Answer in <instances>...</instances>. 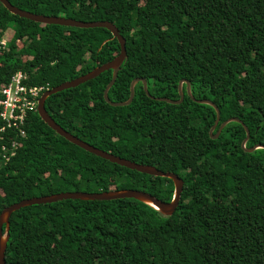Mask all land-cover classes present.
<instances>
[{"label": "trees", "instance_id": "1", "mask_svg": "<svg viewBox=\"0 0 264 264\" xmlns=\"http://www.w3.org/2000/svg\"><path fill=\"white\" fill-rule=\"evenodd\" d=\"M31 13L109 21L126 39L128 59L104 99L113 71L49 97L64 130L137 164L178 175L184 189L168 217L133 199L68 200L20 209L10 219L6 264H264V0H9ZM0 87L18 71L50 89L115 59L104 28L43 25L0 3ZM245 125L250 137H247ZM1 168L0 214L25 199L63 192L138 190L173 201L171 179L152 177L86 152L55 133L37 112ZM17 137L13 131L0 140ZM6 226L3 227L5 233Z\"/></svg>", "mask_w": 264, "mask_h": 264}, {"label": "water", "instance_id": "2", "mask_svg": "<svg viewBox=\"0 0 264 264\" xmlns=\"http://www.w3.org/2000/svg\"><path fill=\"white\" fill-rule=\"evenodd\" d=\"M0 3L13 15H16L20 18L27 19L29 21H33L35 23L43 24V25H57L62 27H71V28H79V29H96V28H104L110 31L113 35V38L117 39L120 46H121V52L120 54L113 59L112 61H109L108 63L103 64L100 67L95 68L91 72L87 73L86 75H83L81 77H78L72 81L65 82L55 88L50 89L46 93L42 95V97L39 100L38 110L37 113L42 119V121L48 125L49 128H51L55 133H57L59 136L63 137L68 142L72 143L73 145L85 150L86 152L93 154L97 157H100L106 161H109L113 164L119 165L121 167H125L130 170L137 171L139 173H143L152 177H163L171 179L175 186V195L173 198V201L171 202H163L159 199L155 198L154 196L138 190H113L108 192H101V193H87V192H63L59 194H53L43 197H34L31 199H25L22 200L19 203H15L7 208H5L1 214H0V264H6V251H7V242L9 240V230H10V219L13 213L16 211H19L20 209L31 207L35 205H46V204H53L68 200H80V201H114L119 199H133L139 202H143L152 208L156 209L160 213H162L165 216H172L178 205L181 198V194L184 189V181L176 174L170 173V172H163L158 170L156 167L149 166V165H142L137 164L135 162H132L130 160L121 158L115 154L106 152L104 150H101L99 148H96L80 138L74 136L73 134L67 132L64 130L59 124H57L54 119L49 115V113L46 110L45 104L49 97L52 95H55L57 93L63 92L65 90L74 89L79 87L82 84H85L91 80H94L98 78L101 74L112 70L113 76L106 87L104 91V99L105 101L110 104L112 107H124L130 105L135 97V86L142 82L144 86V90L146 94L152 99L156 100L158 102H166L169 104H180L184 100V94L182 90V86L184 83L187 84V92L191 96L190 92V84L189 82L182 81L179 85V94L180 99L178 101L170 100L167 98H155L152 97L147 89V82L144 79H135L130 88V98L126 102L122 103H114L111 102L108 96V93L110 89L115 84L118 74L121 70L122 65L127 61L128 59V53L126 48V39L120 34V31L116 27V25L109 21H95V22H84L76 19H69L66 17H56V16H46V15H39L35 13H31L28 11H24L22 9H19L12 5L9 0H0ZM192 97V96H191ZM193 101H195L198 104H207L212 106L217 113L216 121L212 129L210 130V136L213 139H217L224 127L231 123V122H238L242 123L240 120L233 118L225 121L221 124L219 127L217 133L213 135L214 131L219 125L220 122V111L219 109L209 100H196L192 97ZM247 137L243 142V147L245 148L246 143L249 140L250 132L248 128L243 125ZM263 146H257L252 149L247 150L248 152H253L256 149H263ZM6 226L5 233L3 232V227Z\"/></svg>", "mask_w": 264, "mask_h": 264}, {"label": "built area", "instance_id": "3", "mask_svg": "<svg viewBox=\"0 0 264 264\" xmlns=\"http://www.w3.org/2000/svg\"><path fill=\"white\" fill-rule=\"evenodd\" d=\"M7 46L6 36H0V51L5 50ZM49 90V85H31L28 74L22 71L15 73L6 85L0 87V140L5 141L8 131L17 135L0 147V170L15 157L20 139L26 137L28 116L37 112L40 98Z\"/></svg>", "mask_w": 264, "mask_h": 264}, {"label": "rangeland", "instance_id": "4", "mask_svg": "<svg viewBox=\"0 0 264 264\" xmlns=\"http://www.w3.org/2000/svg\"><path fill=\"white\" fill-rule=\"evenodd\" d=\"M13 36V31H8L7 33H6V38L7 39H10L11 37Z\"/></svg>", "mask_w": 264, "mask_h": 264}]
</instances>
